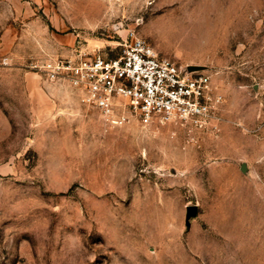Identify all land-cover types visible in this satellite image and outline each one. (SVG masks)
<instances>
[{"label":"rangeland","instance_id":"374dc122","mask_svg":"<svg viewBox=\"0 0 264 264\" xmlns=\"http://www.w3.org/2000/svg\"><path fill=\"white\" fill-rule=\"evenodd\" d=\"M131 31L211 74L217 127L106 121L32 66ZM0 264H264V0H0Z\"/></svg>","mask_w":264,"mask_h":264},{"label":"built area","instance_id":"2783aa9c","mask_svg":"<svg viewBox=\"0 0 264 264\" xmlns=\"http://www.w3.org/2000/svg\"><path fill=\"white\" fill-rule=\"evenodd\" d=\"M121 52L77 48L68 56L34 61L45 79L68 85L106 121L136 117L217 127L221 97L208 71L161 55L135 31Z\"/></svg>","mask_w":264,"mask_h":264},{"label":"water","instance_id":"95a60500","mask_svg":"<svg viewBox=\"0 0 264 264\" xmlns=\"http://www.w3.org/2000/svg\"><path fill=\"white\" fill-rule=\"evenodd\" d=\"M189 68H190V69H199V67H197V66H190ZM195 211H196V208H195L194 205H192V206L189 208V215L194 214Z\"/></svg>","mask_w":264,"mask_h":264}]
</instances>
